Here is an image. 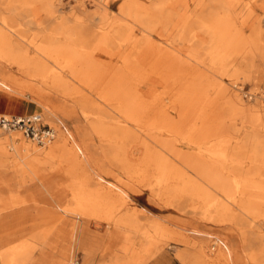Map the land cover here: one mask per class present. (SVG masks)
<instances>
[{"label":"rangeland","instance_id":"rangeland-1","mask_svg":"<svg viewBox=\"0 0 264 264\" xmlns=\"http://www.w3.org/2000/svg\"><path fill=\"white\" fill-rule=\"evenodd\" d=\"M11 5L0 0V80L11 89L0 87V114H40L54 130L50 145H67L84 166L65 175L66 165H51L42 181L26 178L31 202L45 212H31L23 226L5 221L7 264H181L178 256L190 264H264V190L253 199L248 190L264 177V0H55L51 60L29 44L41 27ZM125 65L130 81L120 96H150L155 115H184L182 129L165 137L187 156L181 182L167 165L129 161L128 149L148 141L116 117L117 94H109L126 81L116 77ZM80 71L88 81L75 77ZM11 137L27 152L47 150L0 129V207L9 205L13 184L1 170L28 155L15 151ZM64 182L103 204L116 192L109 184L122 189L115 219L133 218V228L47 205L43 198ZM217 239L227 252L213 249Z\"/></svg>","mask_w":264,"mask_h":264},{"label":"bare ground","instance_id":"bare-ground-1","mask_svg":"<svg viewBox=\"0 0 264 264\" xmlns=\"http://www.w3.org/2000/svg\"><path fill=\"white\" fill-rule=\"evenodd\" d=\"M3 1L7 2V0H3ZM9 1L12 2L10 9L11 11L18 14L22 18H27V19L30 18L31 20L32 19L35 20V24L38 27H41L39 33H37L30 39L29 44L36 47L37 50L42 54L46 55L48 59L51 60L56 58L57 50L51 47L56 42L54 32L56 30L57 19L60 17L55 6V0H9ZM29 12H33L35 14L32 17H29V15L27 14ZM39 12L45 13L43 19H39L40 18V15H38ZM5 24H7V22H5ZM8 24L11 25L10 23ZM185 26L186 25L180 27V29H183ZM205 33H209V30L207 29ZM68 39L69 40L74 39L72 34H68ZM211 43H212L211 45L213 46L215 45V38H212ZM227 57H229V53H227ZM260 58L264 59V55L263 56L261 55ZM210 60L212 62V65H216L218 62L214 58H211ZM219 64H221V61ZM124 67L125 68L117 72L116 77H120V76L125 77L124 79L126 81L124 82V84L121 85H119L118 83L115 87H112L109 90V94H114V95L117 94V101H116L117 106L115 108L116 117L119 120H121L123 123H125L126 126H132L134 127V129L136 128L139 129V134L142 135L143 138H145V140L148 141L147 143L138 144L128 149V152H131V154L135 157V159L129 161L136 167L137 166L147 167L149 164H151L156 169H161L163 166L167 165L169 171L172 172L173 179H176L177 182H181V180L184 177V170L187 169L188 166L187 156L182 152L181 149H174L173 143H171L172 141L171 142L167 141L165 137L167 134H171V133L174 134L178 130L182 129L183 126L182 122L184 121L183 118L184 115L182 112L179 113L177 116L179 120H175L176 118L170 114L162 113L155 115L153 113L154 110L151 109L150 96L145 97L141 101H137L138 99L134 97L125 100L123 98L124 93L120 96V92L125 91L127 87V83L128 81H130V79L127 80V77L131 71L129 70L128 65H125ZM75 77L78 78L79 80L88 81L87 72L85 71L83 72L80 71L79 73H76ZM235 86L236 89L241 88V86H238L237 84L232 85V87ZM0 87L11 92V89L2 80H0ZM174 88H172V91L176 93L178 91L177 87ZM225 92L223 91V93ZM229 105L231 106V109L235 113L239 112L235 108L236 105L235 103L229 101ZM250 121L254 123V120H250ZM9 131L18 132L14 130H9ZM8 142L15 146V151L17 152L21 151V153H28V155L26 154L27 156H23L19 160L13 162V164L10 167H8L6 170H1V172H6V171L11 172L10 178L13 184H12L11 193L9 194L10 196L9 205L7 207H0V264H7V255L2 250L5 246H7V233H6L7 228H3L5 221L7 220V222L11 224L12 227H16L18 225L23 226L22 223L25 222L24 220L29 216L31 212H35V215H38L40 217L43 216L45 212V208H39L42 206H39L38 204L31 202L32 196L27 191L25 184L26 178L31 177V175L33 174L36 176L37 180L42 181L44 179L43 177L41 178L43 170H46L51 165L52 166L57 165L60 169H62L63 166L66 165L67 168L65 170H62L65 175H71L73 172H75V169L78 164L84 166L83 163L84 157L82 156L80 158L77 156H73L70 153L69 148L65 144L56 145L55 143L50 145L51 142L50 141L49 144L48 143L44 144V146L47 145L46 146L47 150L39 153H34L33 151L27 152V150L22 146L19 138L17 137L9 138ZM151 148L153 150L157 148L160 152L156 150L151 152L150 151ZM164 155H167V157H164ZM109 185L110 187L115 188L116 192L109 191L104 195V200L106 204L100 203L97 200L91 201L87 197V195L71 192V190L68 189V184H66L65 182L62 188L53 190L52 192H50L49 196L43 198V200L46 202L47 205L53 206V204L54 205L57 204L60 207H66L67 208L66 210L70 211L71 214L74 213L77 216L82 215L87 218L96 217L104 220L107 223L115 222V225L118 228L131 230L134 224L133 218L127 216H120L115 219V216L118 211H117V206L114 205L117 203L118 200H122L123 202H125L127 196L122 189L116 188L113 185L111 186V184ZM256 189H259L261 191L264 190V177L261 178V181L254 182L253 184L250 185V187H248L251 199H253L252 197L257 196L256 195L257 193L254 192V190ZM17 192H20L21 195L19 196V193ZM260 193L264 195V191ZM34 207H38V208H34ZM256 209L257 208H253L252 211L254 212ZM106 210L108 211L107 214L105 213ZM100 213H105V214L103 217H101L97 215ZM101 225L96 224V226L98 227H101ZM212 247L213 249L220 248L225 252L228 251L226 245L218 239L212 243ZM159 250H160L159 247H157L155 253L158 254ZM178 259L181 264H190L186 256H178Z\"/></svg>","mask_w":264,"mask_h":264},{"label":"built area","instance_id":"built-area-1","mask_svg":"<svg viewBox=\"0 0 264 264\" xmlns=\"http://www.w3.org/2000/svg\"><path fill=\"white\" fill-rule=\"evenodd\" d=\"M56 123L69 138L65 125L60 120H57ZM0 129L18 131L23 138L40 145L49 143L54 137V130L46 123H43L41 116L37 113L24 116L9 115L7 117L0 114Z\"/></svg>","mask_w":264,"mask_h":264},{"label":"crops","instance_id":"crops-1","mask_svg":"<svg viewBox=\"0 0 264 264\" xmlns=\"http://www.w3.org/2000/svg\"><path fill=\"white\" fill-rule=\"evenodd\" d=\"M155 264V263H154Z\"/></svg>","mask_w":264,"mask_h":264}]
</instances>
